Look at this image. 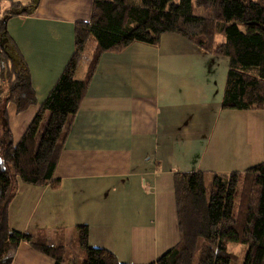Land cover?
<instances>
[{
	"label": "crops",
	"instance_id": "crops-1",
	"mask_svg": "<svg viewBox=\"0 0 264 264\" xmlns=\"http://www.w3.org/2000/svg\"><path fill=\"white\" fill-rule=\"evenodd\" d=\"M91 6L38 0L29 15L7 22L38 103L19 114L7 106L14 144L72 56L74 24L89 21ZM227 67V58L176 34L162 35L158 47L135 43L102 54L63 144L58 187L18 180L9 228L43 230L51 245L64 238L67 249L69 238L78 239L76 227L87 226L88 245L119 263L155 262L179 241L175 173L200 171L207 180L264 162V109H221ZM10 264L54 262L20 243Z\"/></svg>",
	"mask_w": 264,
	"mask_h": 264
},
{
	"label": "trees",
	"instance_id": "trees-1",
	"mask_svg": "<svg viewBox=\"0 0 264 264\" xmlns=\"http://www.w3.org/2000/svg\"><path fill=\"white\" fill-rule=\"evenodd\" d=\"M0 10V264H10L20 243L66 264L61 238L51 245L45 231L19 232L8 226V206L20 182L58 187L54 172L69 126L85 96L98 61L135 43L158 47L176 34L200 51L228 59L222 110L264 109V0H92L89 21L74 24L73 54L46 98L14 144L7 106L16 114L36 106L28 67L8 35L7 22L29 15L38 0H13ZM86 74L75 78L86 49ZM43 127L42 133L40 128ZM174 199L179 241L150 264H232L245 245L242 264H264V162L230 176L212 174L210 191L203 172L175 173ZM82 264H122L105 249L88 245L87 226H77Z\"/></svg>",
	"mask_w": 264,
	"mask_h": 264
},
{
	"label": "rangeland",
	"instance_id": "rangeland-1",
	"mask_svg": "<svg viewBox=\"0 0 264 264\" xmlns=\"http://www.w3.org/2000/svg\"><path fill=\"white\" fill-rule=\"evenodd\" d=\"M13 1H24V0H13ZM8 7H10V2L3 1V3L1 4L0 10L2 8L6 9ZM189 43H191V42H189ZM193 46H195V45H193ZM90 53H91V48L88 47L86 49L85 54H84L85 55L84 58L82 59V61L79 64L77 73L75 75L76 79H78V73L80 74V72H81L82 75H84L86 67H87L85 58H87ZM208 55H210V54H208ZM42 131H43V127L40 128L39 132L42 133ZM210 185H211V177H208L206 180V189L208 192L210 191ZM235 246H236V250H238V252H239V255H238V261L236 263L234 262L232 264H242L244 257H245V253H246V246L245 245H235ZM67 252H68V258H69L71 264H82L85 255H84L83 250L81 249V247L78 244V239L75 240V238H69V240L67 242ZM79 253L81 255H79ZM197 263H198V254H196L195 259H194V264H197Z\"/></svg>",
	"mask_w": 264,
	"mask_h": 264
}]
</instances>
